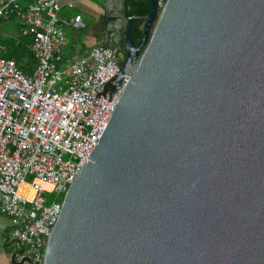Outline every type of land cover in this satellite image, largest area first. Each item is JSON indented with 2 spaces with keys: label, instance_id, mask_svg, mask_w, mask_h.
I'll list each match as a JSON object with an SVG mask.
<instances>
[{
  "label": "water",
  "instance_id": "95a60500",
  "mask_svg": "<svg viewBox=\"0 0 264 264\" xmlns=\"http://www.w3.org/2000/svg\"><path fill=\"white\" fill-rule=\"evenodd\" d=\"M147 1L44 264H264V0Z\"/></svg>",
  "mask_w": 264,
  "mask_h": 264
},
{
  "label": "built area",
  "instance_id": "2783aa9c",
  "mask_svg": "<svg viewBox=\"0 0 264 264\" xmlns=\"http://www.w3.org/2000/svg\"><path fill=\"white\" fill-rule=\"evenodd\" d=\"M167 1L156 0L158 13ZM61 7L56 0H0V22L17 21L33 61L25 73L13 58L0 57V214L17 246L7 264H44L65 193L128 81L117 87L120 69L102 42L82 54L71 46L79 57L65 60L63 26L82 31L85 23L80 15L61 20Z\"/></svg>",
  "mask_w": 264,
  "mask_h": 264
},
{
  "label": "crops",
  "instance_id": "0c3cea01",
  "mask_svg": "<svg viewBox=\"0 0 264 264\" xmlns=\"http://www.w3.org/2000/svg\"><path fill=\"white\" fill-rule=\"evenodd\" d=\"M62 6L59 13L61 20L68 21L80 15L85 23V29L82 31H76L71 27L64 25L63 29L66 37L69 41L68 46H78L80 48V54L86 52L89 48L103 42V37L100 32L99 23L104 17L103 4L108 6L111 10L114 6H117L118 0H56ZM72 3L70 7L68 4ZM26 38V37H25ZM67 47V46H66ZM24 48L27 49L25 45ZM66 51L65 60L69 59L71 52ZM72 51V50H71ZM73 52V51H72ZM30 55V54H29ZM8 220V225L0 224V264H7L10 262L13 253L9 252L6 248L10 241V221L8 218L2 216ZM10 224V225H9Z\"/></svg>",
  "mask_w": 264,
  "mask_h": 264
},
{
  "label": "flooded vegetation",
  "instance_id": "af4514ba",
  "mask_svg": "<svg viewBox=\"0 0 264 264\" xmlns=\"http://www.w3.org/2000/svg\"><path fill=\"white\" fill-rule=\"evenodd\" d=\"M146 0H135L136 4L138 2H143ZM126 2V0H125ZM124 2V5H125ZM125 18L129 19L131 17H141L139 15H128L127 10L125 8ZM99 28L101 35L103 37V42L107 46L109 45V48H111L114 52L115 58H116V65L120 69L122 68V65L125 62L124 54L127 51H133L139 42V39L141 37V29L138 31L137 28L139 27V24H141V21L138 18H135L131 21V29L129 31V39L132 43V47L127 43V24L126 22L122 25L121 23H117L116 19L113 17L106 18L105 13L103 20L100 21ZM110 30V31H109ZM108 47V46H107Z\"/></svg>",
  "mask_w": 264,
  "mask_h": 264
},
{
  "label": "rangeland",
  "instance_id": "374dc122",
  "mask_svg": "<svg viewBox=\"0 0 264 264\" xmlns=\"http://www.w3.org/2000/svg\"><path fill=\"white\" fill-rule=\"evenodd\" d=\"M29 42H30V38H25L20 34L17 21L5 20L0 22V45H2L5 48L4 52H0V57L6 58L8 53L22 52L24 46ZM16 43H19L20 45L16 46ZM68 50H70V46H67L62 49L64 56H66V51L68 52ZM70 52H71L70 55L71 57L69 58L70 61H74L78 59L79 57L78 54L76 55V53L72 52L71 50ZM24 60H28L30 61V63L33 62L30 55L25 56ZM1 223L2 225H8V220L0 216V224ZM16 248H17L16 244L13 241H11V237H10V241L6 249L10 253L11 252L14 253Z\"/></svg>",
  "mask_w": 264,
  "mask_h": 264
},
{
  "label": "trees",
  "instance_id": "16d2710c",
  "mask_svg": "<svg viewBox=\"0 0 264 264\" xmlns=\"http://www.w3.org/2000/svg\"><path fill=\"white\" fill-rule=\"evenodd\" d=\"M147 6V0L143 2H138V4H136L135 0H126L125 2V8L127 10L128 15L143 16L146 13ZM27 55H29V52L26 48H24L22 52L8 53L7 58H13L22 71H24L25 73H30V68L33 62L30 63V61L24 60V57Z\"/></svg>",
  "mask_w": 264,
  "mask_h": 264
}]
</instances>
